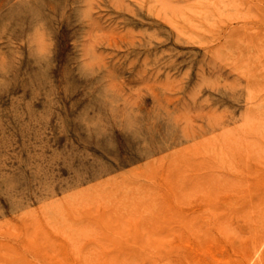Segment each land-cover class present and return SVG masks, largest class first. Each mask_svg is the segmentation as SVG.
Segmentation results:
<instances>
[{
  "label": "rangeland",
  "instance_id": "obj_1",
  "mask_svg": "<svg viewBox=\"0 0 264 264\" xmlns=\"http://www.w3.org/2000/svg\"><path fill=\"white\" fill-rule=\"evenodd\" d=\"M263 118L264 0H0V264H264Z\"/></svg>",
  "mask_w": 264,
  "mask_h": 264
},
{
  "label": "bare ground",
  "instance_id": "obj_2",
  "mask_svg": "<svg viewBox=\"0 0 264 264\" xmlns=\"http://www.w3.org/2000/svg\"><path fill=\"white\" fill-rule=\"evenodd\" d=\"M192 2H193V1H192ZM192 2H191V3H192ZM231 2H232V1H231ZM231 2H230V3H231ZM191 3H190V5H191ZM192 4H193V3H192ZM244 4H245V3H244ZM217 6H218V5H217ZM240 6H241V5H240ZM223 8H225V7H223ZM232 8H233V7H232ZM244 9H245V8H244ZM244 9H243V10H244ZM184 11H185V9H184ZM239 11H240V10H239ZM244 12H245V11H244ZM208 15H209V13H208ZM183 18H184V17H183ZM241 19H242V18H241ZM176 22H177V21H176ZM201 22H202V21H201ZM242 22H243V21H242ZM237 23H238V22H237ZM240 23H241V21H240ZM249 23H250V22H249ZM180 24H181V23H180ZM198 24H199V22H198ZM202 24H203V23H201V25H202ZM216 24H217V20H216L215 25H216ZM205 26H206V25H205ZM213 26H214V25H213ZM220 26H221V25H220ZM208 28H209V27H208ZM184 29H185V28H184ZM200 30H201V29H200ZM185 31H186V30H185ZM192 31L194 32V30H192ZM226 33H227V32H226ZM224 34H225V33H224ZM200 36H202V35L199 34V37H200ZM202 37H203V36H202ZM202 37H201V38H202ZM221 37H222V36H221ZM221 37H220V38H221ZM196 39H197V38H196ZM199 39H200V38H199ZM206 39H207V38H206ZM227 39H228V38H227ZM216 41H217V40H216ZM214 42H215V41H214ZM207 43H208V42H207ZM210 44H211V43H210ZM228 48H229V47H228ZM228 48H227V49H228ZM252 48H253V47H252ZM221 50H222V49H221ZM222 52H223V51H222ZM238 60H239V59H238ZM240 66H241V65H240ZM259 66H260V65H259ZM252 74H253V73H252ZM244 79H245V78H244ZM256 93H257V92H256ZM257 98H258V97H257ZM260 115H261V114H260ZM263 119H264V118H263ZM258 137H259V136H258ZM234 141H235V140H234ZM237 141H238V140H237ZM249 141H250V140H249ZM263 142H264V140H263ZM241 150H242V149H241ZM238 151H239V150H238ZM235 155H236V154H235ZM204 156H205V155H204ZM230 156H231V155H230ZM236 156H237V155H236ZM225 158H226V157H225ZM171 169H172V168H171ZM262 175H263V174H262ZM171 176H172V175H171ZM248 176H249V175H248ZM250 177H251V176H250ZM252 178H253V177H252ZM200 179H201V178H200ZM213 181H214V180H213ZM205 184H206V183H205ZM186 185H187V184H186ZM207 186H208V185H207ZM166 187H167V186H166ZM168 189H169V188H168ZM239 199H240V198H239ZM175 202H176V201H175ZM197 206H198V205H197ZM198 207H199V206H198ZM202 207H203V206H202ZM194 209H195V208H194ZM191 211H192V210H191ZM211 212H212V211H211ZM88 213H89V212H88ZM157 214H158V213H157ZM157 214H156V215H157ZM47 223H48V222H47ZM212 228H213V227H212ZM260 228H261V227H260ZM50 229H51V228H50ZM53 229H54V228H53ZM188 230H189V229H188ZM213 230H214V229H213ZM48 232H49V231H48ZM115 233H117V232H115ZM21 235H22V234H21ZM54 237H55V236H54ZM9 238H10V237H9ZM116 239H117V238H116ZM117 240H118V239H117ZM210 240H211V239H210ZM17 241H18V240H17ZM24 241H25V240H24ZM211 241H212V240H211ZM225 241H226V240H225ZM18 242H19V241H18ZM212 242H213V241H212ZM13 244H14V243H13ZM20 245H21V244H20ZM227 245H229V244H227ZM8 246H9V245H8ZM22 246H23V245H22ZM22 246H21V247H22ZM188 246H189V245H188ZM205 246H206V245H205ZM24 247H25V246H24ZM260 247H261L260 245L257 246L256 252L259 251ZM191 248H192V247H191ZM229 248H230V247H229ZM23 249H25V248H23ZM199 249H200V247H199ZM106 250H107V249H106ZM31 253H32V252H31ZM68 253H69V251H68ZM95 253H96V252H95ZM99 253H100V252H99ZM99 253H98V254H99ZM27 254H28V253H27ZM69 254H70V253H69ZM234 254H235V253H234ZM29 255H30V254H29ZM34 256H36V255H34ZM37 257H38V256H37ZM39 257H40V256H39ZM65 257H66V256H65ZM40 258H42V257H40ZM38 259H39V258H38ZM66 259H67V258H66ZM70 259H71V257H70ZM187 259H189V258L187 257ZM20 260H21V259H20ZM68 260H69V259H68ZM39 261H41V259H40ZM71 261H72V260H71ZM245 261H246V259H245ZM41 262H42V261H41ZM71 263L74 264V262H71ZM136 263H137V262H136ZM136 263H135V264H136ZM194 263H195V262H194ZM43 264H44V263H43ZM76 264H77V263H76Z\"/></svg>",
  "mask_w": 264,
  "mask_h": 264
}]
</instances>
